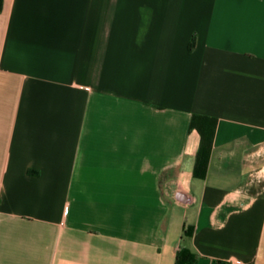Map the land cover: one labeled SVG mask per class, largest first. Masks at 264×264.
Returning a JSON list of instances; mask_svg holds the SVG:
<instances>
[{
	"label": "crops",
	"instance_id": "0c3cea01",
	"mask_svg": "<svg viewBox=\"0 0 264 264\" xmlns=\"http://www.w3.org/2000/svg\"><path fill=\"white\" fill-rule=\"evenodd\" d=\"M182 247L264 264V0H2L0 264Z\"/></svg>",
	"mask_w": 264,
	"mask_h": 264
},
{
	"label": "trees",
	"instance_id": "16d2710c",
	"mask_svg": "<svg viewBox=\"0 0 264 264\" xmlns=\"http://www.w3.org/2000/svg\"><path fill=\"white\" fill-rule=\"evenodd\" d=\"M2 7V0H0V10ZM193 37L191 38L188 49L193 47ZM215 126V118L193 114L190 120V129H195L199 135V146L196 151L195 161L193 166V176L196 178H203L205 176L207 162L210 153L211 139ZM28 173L36 174V170H28ZM174 264H198V259L193 252L187 248H180L177 250L174 258ZM217 264H225L218 262Z\"/></svg>",
	"mask_w": 264,
	"mask_h": 264
}]
</instances>
